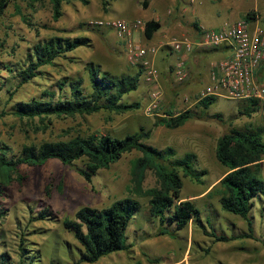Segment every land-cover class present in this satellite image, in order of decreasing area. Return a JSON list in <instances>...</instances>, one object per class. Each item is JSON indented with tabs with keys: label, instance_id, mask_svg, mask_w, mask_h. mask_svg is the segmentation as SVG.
I'll use <instances>...</instances> for the list:
<instances>
[{
	"label": "rangeland",
	"instance_id": "obj_1",
	"mask_svg": "<svg viewBox=\"0 0 264 264\" xmlns=\"http://www.w3.org/2000/svg\"><path fill=\"white\" fill-rule=\"evenodd\" d=\"M105 1L89 0L87 4L80 0L64 1L59 19L54 18L52 0H15L7 7L0 20V110H7L8 114L0 119V141L11 147V157L20 155L25 145L40 146L46 141L70 140L92 133L124 137L141 128L152 129V136L147 139L149 144L160 149L171 146L177 158L194 152L197 154L195 166L207 170L203 183L183 177L181 195L183 199L196 201L203 220L201 223L192 220L182 230L172 228L171 234H159L164 226L151 215L149 197L133 191L131 170L134 160L142 156L141 151L127 152L109 168L99 170L92 181L79 171L86 167L85 158L76 160L73 165L54 158L40 165L21 164L18 173L22 178L7 187L0 198V208L4 210V216L0 218V254H7L10 264H20V235L24 233L28 256L24 264H76L80 256L79 243L64 227L63 220L75 218L84 206L102 209L118 199L132 196L142 203L127 232L128 243L133 246L95 263L82 264H264V199L256 201L250 214V225L247 219L222 207L220 194L215 189L228 170L216 156L219 138L232 128L264 129V117L259 112L252 116L241 114L245 103L242 100L217 98L208 109L199 106V96L209 81V73L205 70L201 79L193 75L187 64L189 76L179 80L174 69L180 56L173 49L159 48L154 61L159 78L148 81L143 65L130 60L118 33L97 25L96 21L115 16L131 20L140 18L145 22L152 18L158 6L144 9L143 0ZM178 1L186 8L184 27L190 33L193 28L188 23L191 20L221 27L233 17L226 11V0H207V5H200L197 0L194 5L188 3L189 0ZM252 10L264 26V0H250L239 18ZM169 25V22L164 24L153 40L146 38L143 30L142 36L135 32V41L144 44L140 40L143 38L147 45H159L160 40L172 39H161L168 33ZM51 36H88L90 43L69 52L68 57H59L55 65L42 66L41 75L20 85L18 71L27 66L33 47ZM152 41L158 43L152 44ZM211 50L202 48L200 55L210 53L216 58L226 53ZM193 51L189 54L195 55ZM200 59L193 60L196 67H201ZM90 63L115 75L141 72L138 89L123 99L139 102L141 107L121 114L102 110L94 114L45 119L20 118L11 112L19 101L42 97L47 90L56 91L57 81L64 76L82 77L88 85ZM259 78L264 82V76ZM155 88L161 91V99L157 107L149 109ZM189 108L195 113L183 126L156 125L158 117L169 112L175 115ZM262 174L264 176V160ZM157 185L154 170L148 169L144 188ZM208 187L210 189L203 195L195 196ZM46 210L49 215L40 219ZM214 231L238 238L219 241L213 235ZM250 233L252 236H246Z\"/></svg>",
	"mask_w": 264,
	"mask_h": 264
},
{
	"label": "trees",
	"instance_id": "obj_2",
	"mask_svg": "<svg viewBox=\"0 0 264 264\" xmlns=\"http://www.w3.org/2000/svg\"><path fill=\"white\" fill-rule=\"evenodd\" d=\"M14 1L0 0V20L7 7ZM64 1L74 0H52L55 19L62 15ZM80 1L89 3V0ZM149 5L150 0L142 1L143 8H148ZM244 17L256 19L257 13L254 10L248 11ZM160 27V21L154 19L146 21L145 36L151 39ZM89 43L88 36H51L39 41L28 55L27 66L18 71L19 84L34 80L43 73L40 69L42 66L55 65L59 57H68L69 52ZM88 71L90 78L88 85H85L82 77L64 76L57 81V92L47 90L42 97L19 101L11 112L20 118L45 119L51 116L94 114L102 110L121 114L141 107L139 102L123 100L126 95L138 89L141 72L135 75L130 73L115 75L109 71H102L101 67L94 63L89 64ZM216 99V96H207L200 99L198 104L208 109ZM258 108L256 100L245 101L240 113L252 116L258 112ZM194 113L192 109H185L175 115L169 112L166 116L158 117L156 125L178 128L189 121ZM6 114L7 110H0V119ZM152 131L141 128L124 137L92 133L88 136L79 135L70 140L46 141L40 146L25 145L20 155L11 157V147L0 141V198L5 195L7 187L16 179L22 178L18 173L21 164L40 165L56 158L66 165H73L76 160L85 158L86 167L79 171L92 181L99 170L109 168L127 152L138 150L142 152V156L136 158L132 165L133 191L149 197L151 215L158 218L164 226L159 234H171L172 228L182 230L192 220L201 223L203 220L201 210L196 201L183 199L181 196L183 177H191L198 183H203L207 170L195 166L197 154L194 152H187L177 158L173 147L160 149L149 144L147 139L152 136ZM216 156L228 168L227 173L215 187L220 194L219 201L222 207L242 216L252 225L251 211L256 201L264 199L262 174L264 129L259 127L230 129L219 138ZM148 169L154 170L158 185L145 189L143 183ZM141 208L142 203L138 199L127 196L102 209L84 206L77 211L75 218H65L64 227L73 233L79 243L77 248L80 256L76 264L95 263L112 253L130 250L133 244L128 243L127 232ZM48 215V210L43 211L40 219H45ZM3 216L4 210L0 208V218ZM250 229L253 231L252 226ZM213 235L219 241L238 238L235 235H219L216 231ZM246 236H252V233ZM25 244L26 236L22 233L19 245L20 264H24L28 257ZM0 264H10L7 254H0Z\"/></svg>",
	"mask_w": 264,
	"mask_h": 264
},
{
	"label": "built area",
	"instance_id": "obj_3",
	"mask_svg": "<svg viewBox=\"0 0 264 264\" xmlns=\"http://www.w3.org/2000/svg\"><path fill=\"white\" fill-rule=\"evenodd\" d=\"M96 24L107 26L118 33L125 43L128 57L132 62L143 65L145 77L150 82L159 78L154 61L162 46H170L181 54L174 69L176 77L181 81L189 76L187 55L195 47L225 49L227 56L212 64L211 82L202 89L199 99L216 96L230 100H256L259 105L258 112L264 117V82L257 74L264 63V26L258 17H241L225 22L217 29H204L196 38L183 36L163 45H147L135 41V32L145 27V22L141 19L108 18L96 21ZM152 98L149 109L157 107L161 99L158 88L153 90Z\"/></svg>",
	"mask_w": 264,
	"mask_h": 264
},
{
	"label": "crops",
	"instance_id": "obj_4",
	"mask_svg": "<svg viewBox=\"0 0 264 264\" xmlns=\"http://www.w3.org/2000/svg\"><path fill=\"white\" fill-rule=\"evenodd\" d=\"M189 1L190 2H188V3L194 5V0H189ZM197 1L199 2L200 5H203V4L204 5H207L208 4V3L206 4L207 0H197ZM195 2H196V0H195ZM249 3H250V0L249 1L248 0H226V4H227V10L226 11L231 16H233L231 20H227V21H235V20L239 19L240 14L242 13L243 9H245V4H249ZM243 5H244V8H243ZM152 6H158L157 7L158 10L155 11L154 14H152V16H151L152 18H147V20H145V22L154 19V20L160 21L161 27H160V29H158L154 33L153 37L150 40H153L154 37H155V34H158L161 31V29L164 27V24H166L168 22L170 23V25L168 27V30L169 31H168L167 34L164 33L161 36V39L162 38H166V37H170V38L173 37L172 39H174V38H180V37H183V36H190V37L196 38V37H198L200 35V33L204 29H217V28H219L217 26H208L206 24H201L197 20H191L188 23L193 28L191 30V33H190L189 30H187L184 27V24H185L184 14L186 12V8L185 7H182V5H179V1L178 0H154V1L153 0H150L149 7L148 8H144V9H150ZM215 15H218V14L215 13ZM111 18H118V17H115L114 16V17H111ZM135 19H140V18H134L132 20H135ZM142 30L144 32V29L143 28L142 29H139V31H137V32H139L141 34V36H142V33H141ZM172 39H169L167 41L166 40H160L161 41L160 42L161 44H159V45H163V44L167 43L168 41H170ZM140 40L145 44V40L143 38L140 39ZM151 43L152 44H156V43H158V41L157 42L156 41L155 42L152 41ZM122 44L125 45V43L123 41H122ZM156 45H158V44H156ZM165 48L172 50V48L170 46H166ZM201 49H202L201 47L196 48L193 51V52H196L195 55H192V54H188L187 55V58L189 59L187 61V64L190 65V68L189 69L192 71L193 75L199 76L201 79H203V77H204V71L207 70V72L209 73V81L207 83V85H208L211 82V80H210V70H211L212 64L214 62H216V61L224 58L225 56H227L228 52L225 49H223V48L214 49L213 51L224 50L226 52L225 53V56H222V57L219 56V57L214 58V57H211V54L210 53H207L208 55H204V56L200 55L201 54L200 53ZM179 56H181L180 53H179ZM198 58H201L199 60V62H200L199 64H201V67L200 66L199 67H196V65L194 64V61L193 60H196L197 61ZM257 74L259 76L260 75L261 76H264V65L263 66L261 65V67L259 68ZM218 98H221V97H218ZM189 109H191V108H189ZM209 189H210V187H208L207 189H205L203 192H200V193L196 194L195 196L196 197H199V196L203 195Z\"/></svg>",
	"mask_w": 264,
	"mask_h": 264
}]
</instances>
